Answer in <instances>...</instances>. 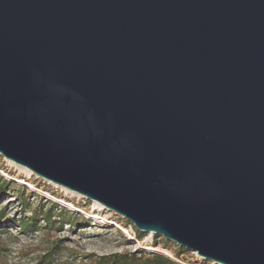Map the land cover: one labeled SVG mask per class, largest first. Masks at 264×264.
<instances>
[{
  "label": "water",
  "instance_id": "1",
  "mask_svg": "<svg viewBox=\"0 0 264 264\" xmlns=\"http://www.w3.org/2000/svg\"><path fill=\"white\" fill-rule=\"evenodd\" d=\"M0 155L264 264V0H0Z\"/></svg>",
  "mask_w": 264,
  "mask_h": 264
},
{
  "label": "rangeland",
  "instance_id": "2",
  "mask_svg": "<svg viewBox=\"0 0 264 264\" xmlns=\"http://www.w3.org/2000/svg\"><path fill=\"white\" fill-rule=\"evenodd\" d=\"M0 177V264H98L114 255L217 264L160 235L137 240L123 217L1 155Z\"/></svg>",
  "mask_w": 264,
  "mask_h": 264
},
{
  "label": "trees",
  "instance_id": "3",
  "mask_svg": "<svg viewBox=\"0 0 264 264\" xmlns=\"http://www.w3.org/2000/svg\"><path fill=\"white\" fill-rule=\"evenodd\" d=\"M0 181L4 180L0 177ZM52 218L51 212L48 211L47 216L44 220L49 222ZM19 222V221H18ZM23 226V224H22ZM135 235L137 240H141L145 235L135 229ZM98 264H177L174 261L162 257L160 255H154L152 257L135 259L134 257H128L126 255H114L107 258H100Z\"/></svg>",
  "mask_w": 264,
  "mask_h": 264
},
{
  "label": "bare ground",
  "instance_id": "4",
  "mask_svg": "<svg viewBox=\"0 0 264 264\" xmlns=\"http://www.w3.org/2000/svg\"><path fill=\"white\" fill-rule=\"evenodd\" d=\"M20 168H24V167H21V166H20ZM25 169H26V168H25ZM28 171L31 172L30 170H28ZM77 194H78V193H77Z\"/></svg>",
  "mask_w": 264,
  "mask_h": 264
}]
</instances>
